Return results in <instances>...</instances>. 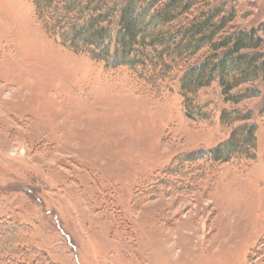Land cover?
I'll return each mask as SVG.
<instances>
[{
    "label": "rangeland",
    "instance_id": "1",
    "mask_svg": "<svg viewBox=\"0 0 264 264\" xmlns=\"http://www.w3.org/2000/svg\"><path fill=\"white\" fill-rule=\"evenodd\" d=\"M208 1L234 28L264 21V0ZM132 78L50 37L30 0H0V264H42L31 247L47 264H264V83L238 107L256 161L206 168L184 192L164 170L226 139L219 90L199 91L203 122L176 81L151 93Z\"/></svg>",
    "mask_w": 264,
    "mask_h": 264
},
{
    "label": "trees",
    "instance_id": "2",
    "mask_svg": "<svg viewBox=\"0 0 264 264\" xmlns=\"http://www.w3.org/2000/svg\"><path fill=\"white\" fill-rule=\"evenodd\" d=\"M30 1L37 22L50 37L102 62L105 70L126 67L138 86L151 93L176 81L191 120L212 121L208 102L201 103L198 93L216 85L225 104L218 122L228 129V136L210 149L175 157L164 170L167 178L161 186L170 187L169 175L181 173L182 190L188 192L206 168L223 164L240 168L256 161L254 114L238 107L259 96L258 84L264 83V21L255 28H234L233 13L225 14L222 6H211L208 0ZM22 237L21 248L27 233ZM15 239L11 235L8 241ZM30 251L47 264L38 250ZM28 263L26 259L16 264Z\"/></svg>",
    "mask_w": 264,
    "mask_h": 264
}]
</instances>
